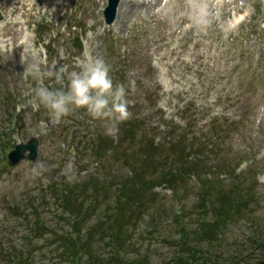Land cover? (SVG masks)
I'll return each mask as SVG.
<instances>
[{
  "label": "rangeland",
  "instance_id": "374dc122",
  "mask_svg": "<svg viewBox=\"0 0 264 264\" xmlns=\"http://www.w3.org/2000/svg\"><path fill=\"white\" fill-rule=\"evenodd\" d=\"M0 1V11L5 12L0 28L6 25L0 32V134L14 130L8 140L10 147L37 136L40 139L37 161L47 165V171L38 177L32 172L37 161H24L11 167L7 155L0 149V243L5 248L4 255L8 256L10 247L7 246L12 242L26 250V256L31 254L30 260L21 264H72L63 253L69 251L65 253L72 257L73 251L69 247L72 242L67 240L73 229L68 224L69 212L58 202L64 192L70 206L81 212L80 242L85 252L82 264L99 263L95 257L109 241L103 230L110 223L97 226V222L118 214L114 207L108 209L116 204L121 189L105 186L98 195L92 193L109 171L126 178L131 169L118 165L117 156L111 157L114 149H119L111 145L102 164L101 160L93 162L95 157H88L91 163L88 159L82 160L86 142L76 152L72 140L76 130L84 141L91 137L99 141L100 137H108L104 134L105 122L81 114L80 109L60 120L54 119L47 109L34 107L38 103L31 91L35 81L31 77L24 80L20 73L26 65L53 72V65L64 66L69 72L79 71L85 62L102 59L109 66L114 84L126 88L128 105L137 106L136 116L144 121L146 131L157 136L158 142H163L169 134L173 136L172 132L178 128L180 133L190 125L205 135L211 131L207 125L213 120L224 122L225 128L231 129L222 146L213 149L215 154L209 147L204 156L208 165L226 169L222 170L226 178L219 183L204 177L201 180L208 187L216 184V189L223 187L230 203L239 199L231 197L230 192L236 189L253 201L246 211L234 209V217L222 219L217 225L213 214L206 216V223L218 235L214 239H218L219 245L218 241H213V246L202 241L201 248L207 244L209 255L218 264H258L259 247L252 253L249 241L252 236L264 238V0H235L226 5L225 14L237 15L239 8L244 7V12L249 7L253 15L256 9L252 17L242 21L244 25L238 33L226 38L214 25L200 31L183 17L185 0H175V7L167 14L162 11L161 0H124L121 15L120 11L119 19L110 28L103 17L107 0ZM168 15L178 17V22L169 23ZM108 29H112L115 38H105ZM44 83L59 87L54 77L46 78ZM117 154L120 155L119 151ZM73 157L78 181L69 183L71 187L65 190L66 186L61 184L68 182L60 173ZM83 163H86L85 169L81 167ZM91 176V181L83 184ZM130 189L131 186L126 190L128 195ZM150 190L144 191L142 197L153 203L139 206L130 201L125 212L119 214L121 222L128 223L127 241L119 246L120 256L128 263L140 257L145 264H176L178 231L176 225L164 222L175 208V199L165 198V193L170 194L166 183ZM176 190L182 198L186 232L190 236V241H185L191 245L198 240L195 234L199 233L196 226L199 208L206 213V206L211 210L212 204L205 205V196L200 207L195 204L200 194L194 181L182 180ZM218 196L213 197L217 202ZM91 200H97V204L90 209ZM14 211L21 217L19 226V219L6 221L13 218ZM150 222L154 229L149 226ZM93 227H97L96 233ZM50 229L66 237L63 241L56 240ZM62 242L69 246L63 249ZM239 253L243 257L233 259ZM10 255L16 257L13 253ZM18 255L21 257V252ZM0 264L11 263L6 260Z\"/></svg>",
  "mask_w": 264,
  "mask_h": 264
},
{
  "label": "trees",
  "instance_id": "16d2710c",
  "mask_svg": "<svg viewBox=\"0 0 264 264\" xmlns=\"http://www.w3.org/2000/svg\"><path fill=\"white\" fill-rule=\"evenodd\" d=\"M132 110L133 108L131 107L129 111L131 112ZM177 133L178 132L175 131L173 134L176 135H173L172 137L170 136L169 141L165 140L164 142H157L155 137H153L150 132H144L142 130L141 120L131 115L128 120L119 124V132L117 134L118 143L116 145H114L115 140L111 138V136L105 138L100 137L99 141L95 137L91 139L88 148H91L92 154L97 159L102 160L105 158L107 156L108 145H111L112 148H119L114 149V153L111 157L114 158L117 156L118 159H116V162L120 161L118 165L126 166L131 169V174L126 178H119L118 175H116L118 172L111 173L109 171L108 175L104 176L105 178L103 181H99L96 185L95 191L98 192H101L102 188H105V186H115L120 187L121 189V195L117 194L116 196V204L110 208L112 209L114 207V209H116L115 213L118 214L107 217V223H110L108 225L109 228L103 230L105 238H110V242L105 243L106 246L109 247L114 244L117 246L116 251L114 254L109 256L99 254L95 257L99 262L98 264H145L146 261L141 260L140 257L133 262L128 263L127 260H125V257L120 256L119 246L122 245V242L125 243L127 241L126 236L128 233V223L121 222L119 214H122L121 212H125L130 201H132V203H138L139 206H148L153 203V200L149 201L144 199L142 194L146 190H152V188L157 185L158 181L168 182L169 187H172L175 191L176 188L178 189L177 184H180L182 180H187L188 175L198 173L206 168V161H203L201 158L206 154L205 149L209 147L207 142H210L211 144H213V142H211V140H207L206 143H203L195 136L189 137L188 133ZM214 137L217 140L222 139V137L217 134H213V138ZM137 146L138 149H136ZM202 147H204V149H202ZM215 147H217V145ZM118 151L120 155L117 154ZM121 160H123V162H121ZM208 168L209 166L207 169ZM130 186L131 189L129 190L128 195L126 190H128ZM214 186L208 187V185L205 184L204 196L206 198H204V196L203 198L206 201L205 205L208 203L212 204L211 210H207L206 206L205 215L208 216L209 214H213V219L216 218L215 221H217L215 225L222 221V219L228 220L234 217V209L237 212L246 211L248 198H245L242 190L236 189V191L230 192L231 197L239 198L235 202L230 203V201L227 200V192L225 189L223 187L216 189ZM216 190H218V192H216ZM216 195H219L217 197L219 198L218 202L214 199V196ZM229 205L231 206L229 207ZM65 206L69 209L70 213L79 218L81 215L80 210L74 207L72 208L68 199L65 201ZM103 224L106 223H101V225ZM75 228L77 232L75 240L74 238H67V240L72 242V247H75L77 242H79L81 249H79L76 259L79 263H81L85 252L83 245H81L80 242L82 227L79 222L75 224ZM96 228L97 227H93L94 232ZM197 231L199 233L195 235L198 240L193 241L195 243H191L190 245V242L188 243V241H185V239L188 240L190 236L186 230L183 229L180 241L182 249L177 259H175L176 264H218L216 263L217 261L209 255L208 245L205 246L207 251L205 248H200L201 244L198 245L199 241L204 240L208 241V244L210 245L212 243L213 246L214 238H217L218 235L213 234L212 225L203 221L197 228ZM101 237H103V235H101ZM183 242L185 243L183 244ZM253 246L255 247L251 248L252 253H256V251H258L257 247H259L261 253L256 257L257 262L264 260V238L262 235H259V237L255 239ZM242 257L243 254L239 253L233 256V259H241ZM143 258L144 257H142V259ZM249 258L250 256L247 259L249 260Z\"/></svg>",
  "mask_w": 264,
  "mask_h": 264
},
{
  "label": "clouds",
  "instance_id": "9594fccd",
  "mask_svg": "<svg viewBox=\"0 0 264 264\" xmlns=\"http://www.w3.org/2000/svg\"><path fill=\"white\" fill-rule=\"evenodd\" d=\"M166 7L174 8V0ZM184 8L181 15L196 29L207 31L214 25L225 38L229 34L238 33L243 19L234 14H225L224 0H185ZM166 18L169 23L178 22L175 15H168ZM53 68L54 72L26 65L25 70L20 73L24 80L31 77L35 81V87L31 91L38 103L34 107L42 106L56 120L68 116L74 110L84 109L92 119L104 121V134L115 138L119 132V124L128 120L132 114L126 99V88L122 84H114L109 76V66L102 59H96L82 64L79 71L69 72L64 66L57 68L53 65ZM53 77L59 87L44 83L46 78ZM45 171L47 165L41 161H37L32 168L33 174L38 177H42ZM60 174L68 183L78 181L74 157L67 161Z\"/></svg>",
  "mask_w": 264,
  "mask_h": 264
},
{
  "label": "water",
  "instance_id": "95a60500",
  "mask_svg": "<svg viewBox=\"0 0 264 264\" xmlns=\"http://www.w3.org/2000/svg\"><path fill=\"white\" fill-rule=\"evenodd\" d=\"M117 3L118 0H116V2L114 3L113 9H115ZM37 146H38V141L36 139L31 140L28 144L18 145L17 149L10 154V163L12 165H15L19 163L22 159H25L27 151H30L28 158L35 159L37 157Z\"/></svg>",
  "mask_w": 264,
  "mask_h": 264
},
{
  "label": "bare ground",
  "instance_id": "6f19581e",
  "mask_svg": "<svg viewBox=\"0 0 264 264\" xmlns=\"http://www.w3.org/2000/svg\"><path fill=\"white\" fill-rule=\"evenodd\" d=\"M1 2V1H0ZM124 0H122L121 4H123ZM121 7V6H120ZM121 11V8L119 9V12Z\"/></svg>",
  "mask_w": 264,
  "mask_h": 264
}]
</instances>
